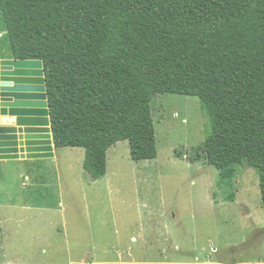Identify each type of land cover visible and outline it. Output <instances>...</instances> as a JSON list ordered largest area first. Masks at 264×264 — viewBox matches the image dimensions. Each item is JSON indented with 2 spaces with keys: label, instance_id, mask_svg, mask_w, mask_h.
Wrapping results in <instances>:
<instances>
[{
  "label": "trees",
  "instance_id": "trees-1",
  "mask_svg": "<svg viewBox=\"0 0 264 264\" xmlns=\"http://www.w3.org/2000/svg\"><path fill=\"white\" fill-rule=\"evenodd\" d=\"M0 32V59L43 61L54 143L84 148L94 178L122 140L156 158L154 99L192 95L217 187L233 202L251 168L264 210V0H0Z\"/></svg>",
  "mask_w": 264,
  "mask_h": 264
},
{
  "label": "rangeland",
  "instance_id": "rangeland-1",
  "mask_svg": "<svg viewBox=\"0 0 264 264\" xmlns=\"http://www.w3.org/2000/svg\"><path fill=\"white\" fill-rule=\"evenodd\" d=\"M153 114L158 156L133 160L119 141L99 179L82 147L0 162V264H264L258 174L238 166L235 200H226L202 151L210 121L199 97L159 94Z\"/></svg>",
  "mask_w": 264,
  "mask_h": 264
},
{
  "label": "water",
  "instance_id": "water-1",
  "mask_svg": "<svg viewBox=\"0 0 264 264\" xmlns=\"http://www.w3.org/2000/svg\"><path fill=\"white\" fill-rule=\"evenodd\" d=\"M0 159L55 157L44 63L41 59H0Z\"/></svg>",
  "mask_w": 264,
  "mask_h": 264
},
{
  "label": "crops",
  "instance_id": "crops-1",
  "mask_svg": "<svg viewBox=\"0 0 264 264\" xmlns=\"http://www.w3.org/2000/svg\"><path fill=\"white\" fill-rule=\"evenodd\" d=\"M6 119V120H5ZM16 119V117H5L0 115V123H5L7 120H10L11 122H13ZM58 148L55 145V155H56V150ZM50 158H45V159H0V162H20V163H24L25 161H40V160H48ZM166 251V249H163V251ZM164 251V252H165ZM166 253V252H165ZM132 257V256H131ZM164 257V256H163ZM166 258L170 259L171 257L165 255ZM134 258H139V257H134ZM143 258V257H141ZM198 258V257H197ZM171 259H175V258H171ZM136 264H144L145 262H135ZM167 263V262H166ZM152 264V263H150ZM167 264H238V263H232L230 261H226V259L221 258L219 259H211V260H201L200 258H198L197 260H193L192 262H187V261H173V262H168Z\"/></svg>",
  "mask_w": 264,
  "mask_h": 264
},
{
  "label": "built area",
  "instance_id": "built-area-1",
  "mask_svg": "<svg viewBox=\"0 0 264 264\" xmlns=\"http://www.w3.org/2000/svg\"><path fill=\"white\" fill-rule=\"evenodd\" d=\"M214 249L217 250V248H213V250H214Z\"/></svg>",
  "mask_w": 264,
  "mask_h": 264
},
{
  "label": "bare ground",
  "instance_id": "bare-ground-1",
  "mask_svg": "<svg viewBox=\"0 0 264 264\" xmlns=\"http://www.w3.org/2000/svg\"><path fill=\"white\" fill-rule=\"evenodd\" d=\"M6 120V119H5Z\"/></svg>",
  "mask_w": 264,
  "mask_h": 264
}]
</instances>
